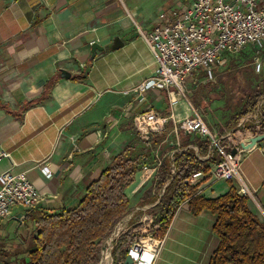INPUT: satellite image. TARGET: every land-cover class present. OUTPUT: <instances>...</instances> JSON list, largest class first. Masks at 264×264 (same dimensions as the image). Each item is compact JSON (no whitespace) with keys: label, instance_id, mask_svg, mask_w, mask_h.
Returning a JSON list of instances; mask_svg holds the SVG:
<instances>
[{"label":"crops","instance_id":"1","mask_svg":"<svg viewBox=\"0 0 264 264\" xmlns=\"http://www.w3.org/2000/svg\"><path fill=\"white\" fill-rule=\"evenodd\" d=\"M191 1L0 0V149L9 156L0 161V173H25L42 195L34 212L73 208L87 184L127 151L139 165L125 194L130 214L135 213L133 223H143L152 218L147 211L159 200L155 185L161 166L168 163L173 175L175 159L189 152L207 168L190 183L199 196L216 200L231 186L240 194L243 187L249 211L264 221V140L242 148L254 135L239 131L260 125L264 98L261 108L259 104L238 127L240 121L234 126L232 117L209 114L216 116L215 123L195 109L194 92L203 83H214L202 70L185 80L181 89L187 102L180 99L175 107L168 102L167 90L137 91L155 67L138 29L150 31L162 11ZM93 44L102 50L91 58ZM225 66L213 68V79ZM84 74L86 79L78 80ZM148 111L167 122L161 133L143 140L133 118ZM194 114L201 117L216 145L178 129L181 120ZM233 149L241 152L238 179L212 176L222 153ZM41 168L51 177L46 178ZM30 214L31 210L14 208L2 222L0 242L14 243L10 240L24 233L22 227L29 236L34 229ZM215 220L208 210L194 215L186 203L180 205L153 264H209L218 244ZM12 232L15 238L9 236ZM20 240L15 243L21 250L28 238Z\"/></svg>","mask_w":264,"mask_h":264},{"label":"trees","instance_id":"2","mask_svg":"<svg viewBox=\"0 0 264 264\" xmlns=\"http://www.w3.org/2000/svg\"><path fill=\"white\" fill-rule=\"evenodd\" d=\"M85 79V74L78 78L80 81ZM262 98L264 79L234 117V126L242 118L252 115ZM239 131L254 136L263 134L264 108L261 123L255 130L245 127ZM138 165V160L129 158L124 151L87 184L73 208L54 212L31 211L28 216L34 229L21 249L25 257L21 264H98L102 243L130 213L125 189L132 183ZM173 165L175 175L172 181L170 165L164 163L161 166L155 189L159 191L168 185L161 200L147 211L157 220L158 236H164L176 209L186 203L194 215L208 210L216 216L213 232L218 244L209 264H264V221L249 211L248 197L231 186L224 196L208 201L197 194L195 186L187 183L191 175L207 171V168L189 152L180 154ZM141 228V224L132 222L114 240L112 264L124 262L130 245L142 236Z\"/></svg>","mask_w":264,"mask_h":264},{"label":"built area","instance_id":"3","mask_svg":"<svg viewBox=\"0 0 264 264\" xmlns=\"http://www.w3.org/2000/svg\"><path fill=\"white\" fill-rule=\"evenodd\" d=\"M138 32L155 67L153 75L138 86L137 91L167 90L168 102L175 107L180 99L187 102L181 89L185 80L202 70L207 74V80L212 81L213 68L225 62L220 59L224 53L237 54L250 46L257 52L252 60L254 71L262 69L258 53L264 50V0H192L187 5L180 4L162 11L150 31L138 29ZM259 106L261 108L262 103ZM247 117L240 120L238 127ZM166 122V118L153 111L133 118V126L143 140L161 133ZM178 129L209 138L216 145L198 114L181 120ZM236 151L235 155L222 153V160L212 167L211 175L225 181L238 179L241 152ZM8 158V154L0 149V161ZM41 172L46 178L51 177L45 168H41ZM198 175H191L187 183H192ZM240 191L242 195L247 193L243 187ZM41 203V193L25 173L11 170L0 173V228L14 208L34 211ZM149 232L148 236L130 245L127 255L133 264H153L158 255L163 238L153 236L148 226L140 230L142 235Z\"/></svg>","mask_w":264,"mask_h":264},{"label":"rangeland","instance_id":"4","mask_svg":"<svg viewBox=\"0 0 264 264\" xmlns=\"http://www.w3.org/2000/svg\"><path fill=\"white\" fill-rule=\"evenodd\" d=\"M256 55H257L256 50L250 46H247L237 54L232 55L229 53H224L220 56L221 60L223 59L225 60L224 62V64H226L225 68L221 69L219 72L216 73V76L213 79L214 83H212L211 85L207 83L201 84L198 91L194 92L192 101L190 100L192 104L195 105L194 106L195 109L198 110L197 112H199V115L202 118H204V120H207V118H209L213 122L218 123L216 116L214 115L209 116V114L211 113L213 114L214 112L215 114L221 113L222 115H226L227 118L229 117L234 118L236 114H238L241 111L244 102L250 96L254 95L255 88L257 86H260L261 81L264 79V50L258 53V56L263 65L262 69L259 72H255L252 65V60ZM134 215L132 216L129 213L124 217V218L126 217H130V218L129 220L126 221V223H123L125 226L121 224L116 229V233H115L116 235L128 229L131 223L134 222L133 221ZM146 216L149 215L146 214ZM151 219L152 220H150L147 223H145V220H143V223H137V224L142 225L141 230L143 229L145 230V226H148V228L151 229V232H153L152 235L158 236L159 225L157 223V220L153 218ZM29 221L25 222V226L29 224ZM20 232H24L26 234L23 233L20 236L18 235L17 236L18 238H15L12 232L11 234H9V236L14 237L15 239H11L10 241L15 240V242L19 244V242L21 243L20 240L21 238L25 242L24 239L28 238V232L25 231V228L23 229V227L20 229ZM149 234L150 232L148 234L142 235L141 237H144L145 235L148 236ZM112 241L113 240H111L108 243V245L105 246L103 252H100V255L102 253V260L100 261L99 264H102L104 256H106V263L111 264L109 252L111 254L113 249L114 241L113 242ZM1 242H0V264H4V263L21 264L24 258L22 255L23 251L20 250V248H18L19 245H17V243L15 242L10 243L8 245L4 241H3L4 243Z\"/></svg>","mask_w":264,"mask_h":264},{"label":"water","instance_id":"5","mask_svg":"<svg viewBox=\"0 0 264 264\" xmlns=\"http://www.w3.org/2000/svg\"><path fill=\"white\" fill-rule=\"evenodd\" d=\"M120 46H122V43H120V44L117 45V46H114L112 49H113V50H116V49H118ZM96 50H102V48H98V46H96L95 44H93L92 47H91V58H94ZM259 108H260V106H259ZM263 140H264V133L246 139L245 142H244L245 144H242L241 147L246 149V147L253 146V145H255V144H257V143H259V142H261V141H263ZM245 145H247V146H245ZM231 154H232V155H235V154H236V149H233V150L231 151ZM174 175H175V173H173V175H172L170 181H172V180L174 179ZM170 181H169V182H170ZM167 185H168V183H167V184H166V185L160 190V196H159V200H158V202L161 200V198H162V196H163V193H164V189L166 188ZM129 216H130V215H129ZM129 218H130V217H126V218L122 219V220L116 225V227L114 228V230L112 231V233L110 234V236H109V237H108V238L102 243V246H101V252H103L105 246H106L111 240L114 241L116 238H118V236L121 234V232H120L118 235L115 236L116 229H117V228H118V227H119L124 221L126 222L127 220H129ZM113 241H112V242H113ZM109 256H110V260H111V264H112L113 261H112V257H111L110 252H109ZM101 260H102V253H101V255H100L99 263H100ZM99 263H98V264H99ZM123 264H133V260H132V258H131L129 255H127V256L125 257V259H124Z\"/></svg>","mask_w":264,"mask_h":264},{"label":"bare ground","instance_id":"6","mask_svg":"<svg viewBox=\"0 0 264 264\" xmlns=\"http://www.w3.org/2000/svg\"><path fill=\"white\" fill-rule=\"evenodd\" d=\"M102 264H107V263H106V256H104V259H103Z\"/></svg>","mask_w":264,"mask_h":264}]
</instances>
